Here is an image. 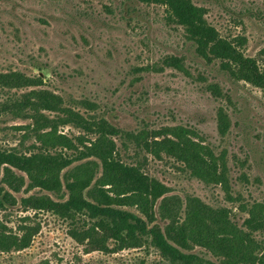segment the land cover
Segmentation results:
<instances>
[{
  "label": "rangeland",
  "instance_id": "rangeland-1",
  "mask_svg": "<svg viewBox=\"0 0 264 264\" xmlns=\"http://www.w3.org/2000/svg\"><path fill=\"white\" fill-rule=\"evenodd\" d=\"M192 3L205 9L207 22L220 36L244 38L241 51L264 68V0ZM166 57L179 59L184 71L164 68ZM11 72L39 79L41 84L0 87V150L25 155L35 151L32 146H40L30 130L31 112L18 115L2 108L23 101L31 91L44 90L61 98L63 108L86 120H105L120 130L113 139L119 160L139 166L166 188L167 196L180 200V222L188 197L212 209L228 210L230 220L245 232L248 209L260 204L264 216V90L232 78L219 61L198 57L184 28L164 6L137 0H0V74ZM220 110L229 123L224 135L217 130ZM175 126L193 131L214 156L224 157L228 195L220 186L195 178L184 163L165 155L154 158L124 136ZM57 133L73 141L78 136L95 138L72 125L58 127ZM81 163L60 173L62 184L64 176ZM12 170L24 178L25 185L13 193L0 174V191L14 199L13 205L10 200L0 209V232L21 235V228L27 226L36 233L28 248L0 252V264H169L147 246L117 250L109 242L106 251L88 253L69 237L65 220L24 207L22 200L29 197L60 200L39 188H27L26 175ZM158 206L159 202L153 209L155 224L163 230L167 221L159 216ZM125 209L140 216L134 208ZM90 224L86 220L84 229ZM252 238L264 250V225ZM184 253L214 264L222 260L197 246Z\"/></svg>",
  "mask_w": 264,
  "mask_h": 264
},
{
  "label": "trees",
  "instance_id": "trees-1",
  "mask_svg": "<svg viewBox=\"0 0 264 264\" xmlns=\"http://www.w3.org/2000/svg\"><path fill=\"white\" fill-rule=\"evenodd\" d=\"M137 1L164 6L169 17L184 28L198 57L205 61H219L220 67L232 78L264 90V68L240 49L245 39L220 36L207 22L204 8L194 5L192 0ZM162 65L184 71L180 60L175 57H166ZM40 84L41 80H31L20 73L0 74L2 88L18 89ZM61 103V98L42 90L31 91L23 101L2 108L4 112L18 115L30 111L28 119L33 123L30 130L40 145L32 146L35 151L25 155L0 150L2 183L13 193L24 187V178L14 174L12 169H15L26 175L27 188H39L55 194L60 200L29 197L22 200L25 208L49 212L65 220L70 227L69 237L84 245L88 253L106 251L108 243L113 242L117 250L152 247L169 264H214L184 253L197 246L215 258H222L221 264H264V250L252 238V234L264 225L260 204L247 210L248 218L243 222L246 232L230 220L228 210L212 209L192 197L185 200V217L180 222V200L167 196L166 188L145 175L139 166H129L119 160L113 139L122 132L105 120H86L79 113L63 108ZM44 113L64 116L50 118ZM66 125L82 129L95 138L86 140L84 136H78L73 141L58 134V127ZM228 127L227 117L220 110L217 115L219 134L224 135ZM124 136L154 158L165 155L184 163L195 178L205 184L220 186L228 195L224 157L214 156L209 148L197 141L193 131L175 126ZM67 151L72 154L67 156ZM80 162L64 176L62 184L60 173ZM10 200L13 205L14 199L9 192L0 191V209ZM157 202L159 216L167 221L163 230L155 224L153 209ZM125 208L136 209L140 216ZM79 217L86 218L90 226L84 229L86 220ZM21 233L8 235L0 232V252L28 248L36 231L23 226Z\"/></svg>",
  "mask_w": 264,
  "mask_h": 264
}]
</instances>
